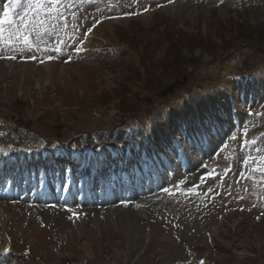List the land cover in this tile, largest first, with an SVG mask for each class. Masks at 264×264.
<instances>
[{
    "label": "rangeland",
    "instance_id": "1",
    "mask_svg": "<svg viewBox=\"0 0 264 264\" xmlns=\"http://www.w3.org/2000/svg\"><path fill=\"white\" fill-rule=\"evenodd\" d=\"M231 7L253 11L247 16L250 30L264 24V0H0V158L32 162L21 170L32 178L29 183L23 179L26 186L20 183L24 193L14 199H8L7 191L0 193L8 194L0 196V255H7L0 264H198L201 260L264 264V111L260 106L264 77L243 75L238 80L232 57L216 67L212 63L220 58L216 50L209 52L207 46L184 38L186 47L161 65L167 75L171 73L167 81H146L145 93L136 97L128 86L140 78L136 62L121 61L117 52L103 46L96 48L102 36L111 39L110 34L105 36L108 26L125 40L132 31L148 35L155 47L159 41L155 30L152 35L147 32L154 15L163 28H187L189 33L197 30L188 27H194L199 15L211 22L207 32L212 36L213 12L225 18ZM146 9L155 13L147 14ZM104 18L109 21L98 26L96 22ZM92 27L97 30L87 55L77 56L75 44ZM22 36H28L31 46ZM110 41L121 43L116 38ZM239 50L246 52L239 47L230 54ZM147 52L149 57V48ZM185 62L195 67L191 74ZM183 76L182 86L167 96H156ZM212 79L216 87L210 86ZM120 99L127 107L137 101L134 108L141 113L133 115L148 116L147 120L119 119V112L113 114L109 108L116 109ZM18 116L28 121L30 131L5 122H15ZM190 122L196 124L189 126ZM96 139L102 141L97 151L105 159L100 163L103 168H95L92 176L87 165L85 172L91 174L82 175L83 167L75 169L70 160L96 158L95 150L88 152ZM151 143L161 155L148 147L153 155L145 151L141 158L133 150ZM51 153L55 162L49 167L45 160ZM59 153L65 155L57 157ZM112 153L122 155L118 164L111 160H118ZM145 160L154 162L158 178L149 175L154 185L160 184L150 193L153 200L127 209L143 218L138 224L131 227L116 215V209L124 208L120 206L134 204L119 202L126 198L98 204L104 210L115 208L100 213L75 201V186L85 188L82 178L96 177L87 182L92 190L91 182L95 183L98 198H103L115 194V180L129 181L136 171L144 170ZM189 161L198 166L190 167ZM9 164L0 163V168ZM67 175L74 187L72 192L68 189V197L61 204L45 202L53 191L62 195ZM43 177L48 178L45 186ZM60 214L65 217L62 225L56 223ZM78 214L85 217L74 222Z\"/></svg>",
    "mask_w": 264,
    "mask_h": 264
},
{
    "label": "trees",
    "instance_id": "2",
    "mask_svg": "<svg viewBox=\"0 0 264 264\" xmlns=\"http://www.w3.org/2000/svg\"><path fill=\"white\" fill-rule=\"evenodd\" d=\"M228 12L229 14H227L225 18L222 17L221 12H218L217 10L213 12V17L210 18L212 21V27L210 31L214 34L212 36H208L207 32L211 22L203 20L204 18L199 17V15L194 18V27L195 24H197V27H188L189 31L197 29L194 33L186 32L187 28L182 30H174L173 28V31H171L172 27L170 26L163 28L158 16L154 15L151 19L155 20L150 21L147 32L148 34L150 33V35H152L154 33L153 31L155 30L156 37H158L159 40L155 47L149 44L148 35H138L135 33V31L130 32L128 40H125L122 39L121 35H119V32H117L118 30H114V28L110 29V27H108V32L105 34V36L110 34L113 38H116L117 40L123 42V44L134 48L136 51L143 50L141 53V59H143L141 62V67L143 71H145V76L141 77V79L145 82L156 79L154 78L156 76L159 78L161 75L167 74L166 69L161 67V65L163 66L164 61H167V59H172L176 52L179 53L181 52L182 48L186 47V45L182 44V39L184 38H192L193 40L197 41L198 46H207L209 52L211 50H216V52L219 53L220 56L218 57L220 58L223 55L228 54L231 50H237L239 47H244L246 50L245 53L241 52L242 50L238 51V59L240 62L239 65L242 67L238 70L251 71V73L257 72L259 75L264 76V24L259 28L250 30L248 28V23L250 21H248L247 16L253 11L248 10L246 12L230 9ZM220 25H222V27ZM148 48L150 51L149 57V53L147 52ZM155 57L157 58V62H154ZM210 57L213 58L211 55ZM174 58L175 57H173V59ZM179 58L182 59V57ZM144 63L146 66H144ZM155 64H157V66L153 67ZM169 64L172 65L171 62H169ZM188 65L191 64L186 63L184 68L186 69ZM141 79L138 78V80L132 84V88L134 90L137 89L136 85H142ZM118 103V110L123 114L124 117L128 118L134 113L137 114V112H135L137 108H134V104H128L127 107L126 102H124L122 99H120V102Z\"/></svg>",
    "mask_w": 264,
    "mask_h": 264
},
{
    "label": "bare ground",
    "instance_id": "3",
    "mask_svg": "<svg viewBox=\"0 0 264 264\" xmlns=\"http://www.w3.org/2000/svg\"><path fill=\"white\" fill-rule=\"evenodd\" d=\"M85 53H87V50H86V52ZM214 122L216 123L217 121H215L214 120ZM219 122V121H218ZM190 124H192V126L194 125V124H196V123H193V122H190V123H188V125L190 126ZM217 136V134L214 136V137H216ZM146 138V137H145ZM170 138H172V137H170ZM99 142H100V144H99ZM94 144V145H93ZM99 144V145H98ZM98 146H102V141L100 140V139H96V141L95 142H92V145L90 146L89 145V148H88V152L89 153H92L93 152V150H95V155H98V154H100L99 153V151H97V148H98ZM148 147H154V145H146L145 146V148H144V150L145 151H147L148 153H151V152H149V150H147V148ZM193 147L194 148H196V145H193ZM156 150V149H155ZM158 154H160V151H156ZM202 153V154H206V153H208V152H206V153H204L203 151H199V153ZM138 153H139V155H141L142 153H143V151L140 149V150H138ZM169 154H172V152L170 151V152H168ZM152 154V153H151ZM60 155H65V153H61ZM91 155H93V154H91ZM91 155H87V156H91ZM153 155V154H152ZM161 155V154H160ZM89 159V158H88ZM88 159L86 158H84V159H81V161L79 162V161H76V162H71V163H73V164H71V165H73L74 167H76V168H79L80 167V164H82L83 163V169H84V173H82V175H89V173H88V171H87V173L85 172L86 171V166L88 165V164H86L85 163V161H88ZM103 160V158H98L97 157V164H95V168H97V167H100V163H101V161ZM105 160V159H104ZM104 160H103V162L102 163H104ZM145 162L146 163H148V165L147 166H145V169L143 170V169H140V170H138V172H137V174L136 175H134V176H130L131 178H130V180L129 181H121V180H115L113 183H114V185H115V188H117V186L119 187L117 190H116V192H115V194H113V193H111V194H109V195H105L103 198H98V195H100V193H98V192H96V191H93L91 188H90V185H89V183L87 182V180L89 179H91V178H82V179H84L85 181H86V184H85V188L83 189V190H78V189H76L75 191H77L78 192V194H76L77 196L79 195V198H78V200L76 201V202H78L79 204H85V205H88V208H91V210H92V213H95V212H98V213H100L101 211H104V212H108V211H110V210H114L115 208H109V209H102V208H98V204H110L111 203V201H113V202H116V200L118 199V198H122V199H124V198H126V200H120L119 202L120 203H127V202H130V201H134V204H131V203H129V205H125V206H120L121 204H119V206H120V208H123V210L122 209H116V211H117V214L116 215H118L121 219H123V220H127L128 221V223H130L131 225V227L133 226V225H136V224H138V222H141V221H143V218L142 217H140V216H138V215H136V214H134L133 212H127L128 210V208H129V206H131V207H134L133 205H137V206H139L138 204H140V203H145V202H147L148 200H150V199H148V197L147 196H149V195H151L150 193L151 192H155L158 188H159V184H160V182L158 183V184H156V185H154L153 184V179H151L150 178V175L149 174H151L153 177H155L156 179L158 178L157 176H156V174L155 173H153L154 172V168H155V164H154V162L153 161H151L150 160V162H149V160H145ZM8 163H10V160L9 161H4V162H2L1 164H8ZM80 163V164H79ZM31 164V163H30ZM49 164L51 165L52 164V161H50L49 162ZM53 165V164H52ZM104 165V164H103ZM189 165H191L190 167H194V166H198V163L197 162H191V161H189ZM64 166H67V165H64ZM142 166H143V163H141L140 165H139V167H141L142 168ZM173 166H174V162L173 163H171V168H173ZM3 169H4V171H5V173H6V175L7 174H9L10 176V179H12V184H14V183H16V181H20V172H19V168H21V165H17V163H14V164H9V165H7V167L5 168V167H3V166H1ZM17 168H18V170H17ZM87 168H89L90 169V167H89V165L87 166ZM94 168V169H95ZM100 168H103V167H100ZM197 168V167H196ZM6 169L8 170L7 172H6ZM143 170V171H142ZM153 170V171H152ZM10 171H12L11 173H10ZM16 171V172H15ZM13 172H15V173H13ZM90 172H92V170L90 169ZM95 174V173H94ZM97 175V174H96ZM94 176V175H93ZM81 176H79V178H80ZM3 178H5L6 179V176L5 175H3ZM44 178V177H43ZM96 178V177H95ZM94 177L91 179L92 180V182H94V179H95ZM10 179L8 180V179H6V181H9L10 182ZM28 180V183L31 181L30 179H27ZM26 180V181H27ZM152 180V181H151ZM21 183H23V182H25L23 179H21ZM53 181H55V180H53ZM61 182H62V179L60 180ZM161 181V180H160ZM46 182H48V178H46V179H44V181H43V185L45 186V184H47ZM64 182L65 183H69V184H72V178H71V176L70 175H68V176H66L65 178H64ZM91 182V181H90ZM91 182V184H93ZM63 183V182H62ZM23 185L24 186H26L24 183H23ZM64 185V184H63ZM144 185V186H143ZM130 186H133L134 187V189H132V187H130ZM86 187H87V190H86ZM25 188V187H24ZM28 188V187H27ZM60 188V187H59ZM72 188H74V187H71V185L69 186V188L68 189H70V191L72 192ZM4 191V190H3ZM38 192V191H37ZM144 192V193H143ZM8 193V192H7ZM21 193H24V190L22 189V188H19V190H17V192H15V193H10V198H8V199H14V198H16V195L17 194H21ZM145 193H147V194H145ZM52 194H54L53 196H52ZM138 194V195H137ZM8 194H0V196H2V197H6ZM68 195H69V193L67 194V195H65L64 197H63V195H59V197H58V195H57V193L55 192V191H53L52 193H51V195H48V196H46V199H45V202H48V201H53V200H56V202L58 203L59 202V204H61V202H63L64 200H62V199H65V198H67L68 197ZM135 196V197H134ZM67 200V199H66ZM141 201V202H140ZM140 202V203H139ZM149 202V201H148ZM14 203V202H13ZM118 203V202H117ZM135 203H138V204H135ZM2 204V203H1ZM112 204V203H111ZM145 205V204H144ZM57 207H59V205H56ZM96 206V207H95ZM75 207V206H74ZM118 207V206H117ZM67 208V207H66ZM65 210V209H64ZM131 210V209H130ZM65 212H67V211H65ZM111 212V211H110ZM63 213V212H62ZM68 213V212H67ZM66 213V214H67ZM89 213H90V211H89ZM64 218L65 217H63L61 214L56 218V223L57 224H60V225H62V224H64Z\"/></svg>",
    "mask_w": 264,
    "mask_h": 264
},
{
    "label": "snow or ice",
    "instance_id": "4",
    "mask_svg": "<svg viewBox=\"0 0 264 264\" xmlns=\"http://www.w3.org/2000/svg\"><path fill=\"white\" fill-rule=\"evenodd\" d=\"M13 3H15V0H13ZM21 38L23 39V42H24L25 44L31 46V44H30V42H29V38H28V36H22ZM6 42H10V41H6ZM55 50H56V51H59L60 49L57 48V49H55ZM33 59H34V57H33ZM49 59H51V57H49Z\"/></svg>",
    "mask_w": 264,
    "mask_h": 264
},
{
    "label": "water",
    "instance_id": "5",
    "mask_svg": "<svg viewBox=\"0 0 264 264\" xmlns=\"http://www.w3.org/2000/svg\"><path fill=\"white\" fill-rule=\"evenodd\" d=\"M172 89V86H169L167 89H165L164 91L161 92V95H163L164 93L170 91Z\"/></svg>",
    "mask_w": 264,
    "mask_h": 264
}]
</instances>
